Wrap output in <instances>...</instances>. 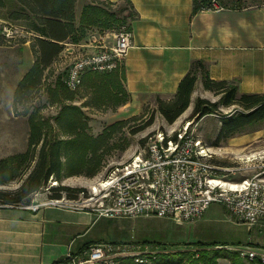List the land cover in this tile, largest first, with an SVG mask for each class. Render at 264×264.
<instances>
[{
  "label": "rangeland",
  "instance_id": "rangeland-1",
  "mask_svg": "<svg viewBox=\"0 0 264 264\" xmlns=\"http://www.w3.org/2000/svg\"><path fill=\"white\" fill-rule=\"evenodd\" d=\"M91 1L77 0V26L79 24L80 11H82L84 5ZM222 1L227 7L232 4L227 2V0ZM263 1L245 0L243 1V6L260 5ZM93 2L95 1L93 0ZM101 3L113 9V11L127 8L124 15H128L131 11L129 4L125 2L117 5H109L106 1ZM4 21L19 24L31 31H33L31 29L32 24L38 22L16 0H4V5L0 6V25ZM118 29L117 25L109 29L94 27L87 30L85 37L78 42H86L91 31L112 32ZM33 32L38 34L35 31ZM29 37L31 41L27 43L26 38H17L9 41L0 34V159L20 154L27 150L30 134L29 119L32 113H38L39 117L55 127V134L59 138H66L67 136L55 122V118L59 114L63 103L81 107L88 123V133L94 138L102 136L106 130H112V135H106L107 137L103 140V145L98 152L102 156L101 168L94 175L90 176L84 172L72 176L63 174L60 180L51 177L48 184L39 192L50 193L52 187L64 185L85 189L86 195H83V198H85L89 193H92L93 187H99V183L112 167L125 162L136 151L145 146V138L149 133L175 127L181 121L188 119L194 122L199 121L197 126L198 135L212 151H215L214 163L220 167L234 169L229 175L231 181L239 182L247 178L256 177V179L261 180L264 186V124L258 130L238 134L222 142L221 145L215 146L216 133L220 125L219 115L212 114L199 120L196 117H192L194 105L198 98H205L212 102L220 99V95H216L213 91L205 88L201 74H199L201 79L196 86L188 109L174 123H169L161 114L160 103L171 102L175 96H153L151 99L139 101L142 104L139 105L138 103V105H132L127 109L123 108L126 103L119 106H115L112 103L108 105H92V91L85 84H82L76 92L60 93L62 99H64L63 102L56 101L51 89L56 88L59 79L64 84L63 80L68 65L75 55L67 54L65 58H58L54 64L52 63L49 67L42 69L40 74L30 79L25 85H22L24 77L35 65L39 55L36 37ZM68 95L72 99H65ZM130 100L131 97L127 102ZM230 110L232 109H221L223 113H227ZM151 117L153 122L144 127ZM111 126L113 129L110 130L109 127ZM26 176L27 173L22 174L8 185L0 186V188L16 190L23 183ZM63 197L68 199L65 194ZM111 223L116 228H120V237H117L119 235H114L111 231L107 235H101L104 240L113 241L120 238V241L114 243L147 244L151 249L161 251L159 252L158 261L162 258H160L162 254L167 253L180 252V255H182L183 253L191 252L196 254L201 251L200 245L197 244L198 242L228 244V246L216 247L225 248L227 251H229L228 247L235 245V243L264 250V226L239 224L226 209L217 204L211 205L202 219L195 223L178 224L170 219L153 216L135 219H115ZM102 225L105 226L106 224ZM98 229L99 227L95 229L94 233L98 232ZM229 253L231 254V252ZM229 257H220L217 261L219 264H231ZM188 258L190 257L177 258L174 261L171 260L170 264H188ZM242 260L245 264H264L259 261L249 262L245 259ZM166 262H169L168 259ZM126 264H133V262L127 261Z\"/></svg>",
  "mask_w": 264,
  "mask_h": 264
},
{
  "label": "built area",
  "instance_id": "built-area-1",
  "mask_svg": "<svg viewBox=\"0 0 264 264\" xmlns=\"http://www.w3.org/2000/svg\"><path fill=\"white\" fill-rule=\"evenodd\" d=\"M202 10L222 11L220 0H205ZM0 34L6 40L38 37L25 27L4 21ZM72 57L64 77L65 87L76 92L85 75L107 74L120 69L134 46V34L128 25L112 32L91 31L86 42H66ZM64 43V45L66 44ZM66 46V45H65ZM68 54V55H69ZM199 121H181L175 127L149 133L145 146L128 160L111 168L92 193L82 192L77 199L50 198L36 192L24 206L37 211L46 206L85 210L96 219H135L144 216L195 223L208 208L217 204L237 223L264 226V186L261 180L247 178L233 182L234 169L214 163L216 156L198 135ZM246 261L264 263V250L233 245L228 247ZM159 252L141 243L96 242L77 251H69L54 264H154ZM165 253V252H163Z\"/></svg>",
  "mask_w": 264,
  "mask_h": 264
},
{
  "label": "crops",
  "instance_id": "crops-1",
  "mask_svg": "<svg viewBox=\"0 0 264 264\" xmlns=\"http://www.w3.org/2000/svg\"><path fill=\"white\" fill-rule=\"evenodd\" d=\"M94 1L129 2L136 14L131 21L134 46L120 68L131 97L124 109L153 96L174 97L195 61L207 65L212 80H236L240 93H264V1L236 8L229 4L218 12H195L194 0ZM65 45L53 64L69 54ZM111 221L96 219L89 211L57 206L37 211L0 207V264H54L69 251L77 252L91 243L118 242L120 238L108 241L101 237L111 231L120 237V228Z\"/></svg>",
  "mask_w": 264,
  "mask_h": 264
},
{
  "label": "trees",
  "instance_id": "trees-1",
  "mask_svg": "<svg viewBox=\"0 0 264 264\" xmlns=\"http://www.w3.org/2000/svg\"><path fill=\"white\" fill-rule=\"evenodd\" d=\"M16 1L38 20L37 23L32 24L31 29L38 33L35 40L39 55L35 65L24 77L22 85L40 74L42 69L49 67L64 50V43L80 41L85 37L87 30L94 27L103 29L113 28L116 25L118 28L126 25L131 27V21L136 17L129 2L127 4L131 11L128 15H124L127 8L113 11L103 3L92 1L84 5L77 26V0ZM229 1L236 3L231 4L234 8L236 5L240 7L243 5L242 0ZM206 4L205 0H194V11L201 10ZM3 5L4 0H0V6ZM199 74L203 77L205 88L220 95V99L212 102L205 98H198L192 117L199 120L212 114L219 115L220 125L214 142L215 146L221 145L222 142L238 134L258 130L264 124V93H240L236 80L210 79L207 65L203 61L192 63L191 69L180 81L175 98L171 102L160 103V112L169 123H174L188 109ZM124 77V69L107 74H86L83 84L92 91L93 103L91 104L108 105L112 103L119 106L127 103L130 96L123 85ZM68 91L60 79L56 88L51 89L55 100L62 102L64 99L60 93L67 94ZM65 99H72V97L68 95ZM222 108L232 110L223 113ZM29 121L30 134L27 150L0 159V186L8 185L22 174L27 173V176L16 190L0 188V207L28 205L32 195L43 189L51 177L60 180L63 174L72 176L84 172L90 176L94 175L101 168L102 156L98 152L106 135H112L111 129H113L111 126L109 127L111 131L106 130L102 136L94 138L88 133V123L81 107L66 103L61 105L60 112L55 118L56 124L67 136L66 138H59L55 134V127L39 117L38 113H32ZM152 122L151 117L144 127ZM82 192L86 193V190L58 185L50 189V196H48L60 199L65 194L68 199H77ZM197 244L200 245L201 251L196 254L191 252L182 255L180 252L162 254L160 256L162 258L159 261L156 260L155 263L170 264L177 258L188 256L190 257L188 264H219L217 260L220 257L230 256L231 264H245L237 252L216 248L228 246V244L215 242H198ZM167 259L169 262H166Z\"/></svg>",
  "mask_w": 264,
  "mask_h": 264
}]
</instances>
